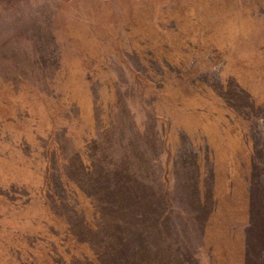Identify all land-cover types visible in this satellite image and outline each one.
Returning <instances> with one entry per match:
<instances>
[{"label":"rangeland","instance_id":"374dc122","mask_svg":"<svg viewBox=\"0 0 264 264\" xmlns=\"http://www.w3.org/2000/svg\"><path fill=\"white\" fill-rule=\"evenodd\" d=\"M0 264H264V0H0Z\"/></svg>","mask_w":264,"mask_h":264}]
</instances>
